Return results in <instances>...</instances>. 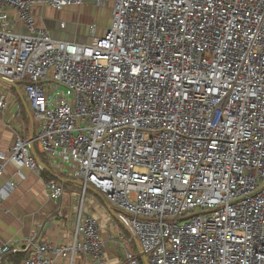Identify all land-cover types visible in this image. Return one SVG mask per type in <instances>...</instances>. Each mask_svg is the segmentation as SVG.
I'll list each match as a JSON object with an SVG mask.
<instances>
[{"label": "built area", "instance_id": "obj_1", "mask_svg": "<svg viewBox=\"0 0 264 264\" xmlns=\"http://www.w3.org/2000/svg\"><path fill=\"white\" fill-rule=\"evenodd\" d=\"M85 2L112 5L111 25H91L86 42L54 37L32 12ZM0 77L23 87L42 150L82 186L71 243L35 233L21 264L101 261L92 188L147 264H264V0H0ZM34 142L18 135L1 155L40 173ZM14 185L0 186V203ZM45 190L65 194L56 178ZM12 250L0 239V255Z\"/></svg>", "mask_w": 264, "mask_h": 264}, {"label": "crops", "instance_id": "obj_2", "mask_svg": "<svg viewBox=\"0 0 264 264\" xmlns=\"http://www.w3.org/2000/svg\"><path fill=\"white\" fill-rule=\"evenodd\" d=\"M93 8L97 7L89 2L71 5L61 10L49 4L38 3L33 6L32 12L36 24L48 29L54 37L86 42L85 37L81 38L80 34L73 33L74 29H67V21H73L78 17L80 19L78 22L84 23L86 27L88 23L90 26L96 25L94 17L81 20V16L85 13L91 14ZM62 23H65V26ZM110 25L111 22L107 27ZM107 27L98 29L96 25V34H104ZM5 89L6 87L1 88L0 91ZM20 89L22 95L14 87L6 90L10 95V104L6 110H0V166L4 165L0 186L8 182L15 183L11 193L0 203V239L11 243L13 247L11 252L0 255L2 258H0V264H21L29 257L33 247L25 251L19 250L35 233L38 235L37 241L40 242L48 241L57 245L70 244L82 193L79 187L81 182L70 178L66 172L69 165L53 162L46 154V164L39 158V154L44 153L37 140L40 122L36 123L35 117L31 116L30 107L25 100L21 86ZM18 135L34 138L37 141L39 154H37L35 142L33 150L36 157L45 165L46 173H37L28 167L18 168L3 158L1 154L10 151ZM50 178H56L64 184L65 194L59 200L49 197L45 190L46 181ZM88 199L86 211L98 218L101 237L104 241V254L101 261L96 262L91 256L78 253L73 259L69 256L56 257L55 264H129L126 257V252L129 250H133L136 256L144 261V251L141 245L134 238L129 227L119 219L114 205L99 194L98 197Z\"/></svg>", "mask_w": 264, "mask_h": 264}, {"label": "rangeland", "instance_id": "obj_3", "mask_svg": "<svg viewBox=\"0 0 264 264\" xmlns=\"http://www.w3.org/2000/svg\"><path fill=\"white\" fill-rule=\"evenodd\" d=\"M95 7H97V8H93V12L91 14L85 13L84 16H81V20H82V18L87 20L89 18L94 17V20H95V23H96L98 29H99V27H104V28L107 27L109 25V23L111 22L112 5L107 4L105 6H95ZM58 10H61V9H58ZM55 20L60 21L59 19H56V18H55ZM78 20H80V19H78V17H76V19L73 21H67L68 22L67 29H70V30L74 29L73 30L74 34H76V33H77V35L80 34L81 38L85 37L87 39V36L91 35V33H92V30L90 28V24L88 23L89 25L87 24V27H86V25L84 23H80V22H78ZM77 31H80V32L78 33ZM94 33H95V30L93 31V34ZM4 87H6L7 90L10 89L9 85L0 81V89L4 88ZM22 89H23V87H22ZM35 122L38 123V120L35 119ZM98 194L106 200V198L103 196V194L99 193L94 188L89 189L87 191V193H86L87 199L85 202V209L87 208L86 204H87V200H89L88 198L98 197ZM80 203H81V201H79L78 205H80Z\"/></svg>", "mask_w": 264, "mask_h": 264}, {"label": "water", "instance_id": "obj_4", "mask_svg": "<svg viewBox=\"0 0 264 264\" xmlns=\"http://www.w3.org/2000/svg\"><path fill=\"white\" fill-rule=\"evenodd\" d=\"M0 81L6 82L1 77H0ZM12 86L18 90V92L20 93V95H22V91H21L20 86H19L18 83L12 82ZM32 151H33V154L35 155L34 150H33V146H32ZM38 161L41 164V166L45 167V165L39 159H38ZM112 210L115 213V210L114 209H112ZM117 216H118V214H117ZM144 262L147 264V259H146L145 254H144Z\"/></svg>", "mask_w": 264, "mask_h": 264}, {"label": "trees", "instance_id": "obj_5", "mask_svg": "<svg viewBox=\"0 0 264 264\" xmlns=\"http://www.w3.org/2000/svg\"><path fill=\"white\" fill-rule=\"evenodd\" d=\"M37 141H35V148H36V151H37V154H39L38 153V150H37ZM40 155V159H41V161L42 162H44L45 164H46V158H45V153H43V154H39ZM41 172H44V173H46V168H44ZM65 185H67V182H65ZM80 187V189L82 190V186L80 185L79 186Z\"/></svg>", "mask_w": 264, "mask_h": 264}]
</instances>
